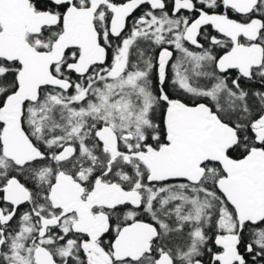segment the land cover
I'll return each instance as SVG.
<instances>
[{
	"label": "snow or ice",
	"instance_id": "6c2138e0",
	"mask_svg": "<svg viewBox=\"0 0 264 264\" xmlns=\"http://www.w3.org/2000/svg\"><path fill=\"white\" fill-rule=\"evenodd\" d=\"M0 264H264V0H0Z\"/></svg>",
	"mask_w": 264,
	"mask_h": 264
}]
</instances>
